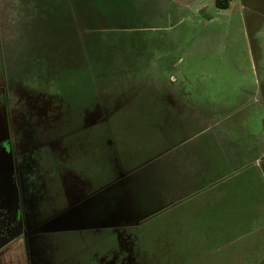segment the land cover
Masks as SVG:
<instances>
[{"label":"rangeland","instance_id":"rangeland-1","mask_svg":"<svg viewBox=\"0 0 264 264\" xmlns=\"http://www.w3.org/2000/svg\"><path fill=\"white\" fill-rule=\"evenodd\" d=\"M216 1L0 0V114L6 100L30 264H264V0ZM162 150L199 156L181 185L193 195L117 202L123 169ZM233 154L247 160L219 161ZM86 185L93 204L111 190L109 208L77 216L94 206Z\"/></svg>","mask_w":264,"mask_h":264},{"label":"crops","instance_id":"crops-1","mask_svg":"<svg viewBox=\"0 0 264 264\" xmlns=\"http://www.w3.org/2000/svg\"><path fill=\"white\" fill-rule=\"evenodd\" d=\"M167 104L169 105V109L176 110L177 113H179L180 116L182 114H190V109L188 105H186L187 100L184 99L181 95H173L169 94L167 97ZM194 109V107H193ZM197 110V109H196ZM192 123L197 122L198 120L203 121V118L199 116L198 112H192ZM189 121V120H188ZM190 122V121H189ZM165 139H162L164 141ZM157 150V149H156ZM219 161H226L231 163H244L247 159L246 157L239 156V155H228L227 157H219ZM224 159V160H223ZM166 160L168 164V170H162L160 167L161 165H158L159 162ZM217 162V159L214 160ZM190 162H194V168L199 169L201 166H199V156L196 157L190 156V155H172V153L165 152V151H158L154 154V157H150L143 161L140 165L135 167V169H130L127 171V169H123L125 172L122 177L131 179L126 183L124 186H120V188L116 191H113L116 195V201L120 202V199L124 198L126 199V196H128L129 204L133 205L134 209L137 210H143L144 208V201L148 203V201L144 198L143 194L146 193L150 197V201L155 204L156 209H164L166 207L172 206L175 203H182L185 199V197H190L193 194H189L190 187L187 188V192L183 189L184 186H181L183 184L190 183V174L189 169L191 168ZM197 163V165H195ZM158 165V166H157ZM238 166V164L236 165ZM157 167V169H156ZM243 165H241L238 169L242 168ZM173 169V170H172ZM186 170V171H185ZM188 171V172H187ZM200 173H198V177H200ZM169 178L172 181V184L165 187H155L156 192H153V190H150L152 188H147V183L145 179L148 178ZM121 179V178H120ZM133 179V180H132ZM192 187V186H191ZM106 188V187H105ZM124 188V189H123ZM86 190H84L83 194H86L85 199L87 200L90 198V202H94L95 196L93 194V189L91 190L89 186L86 185ZM103 189V188H102ZM98 190L97 192L102 193V199L98 201L97 204H93V207H89V203H82L79 207L82 211V213L76 214L77 216L85 217L86 215H94V210H104L109 208V204L112 199L113 192L111 190H108V192L104 190ZM150 190V191H149ZM264 192V191H263ZM123 195H126L123 197ZM131 195V196H129ZM109 196V197H106ZM262 201V199H261ZM168 204V205H166ZM77 209V208H76ZM151 209V208H149ZM72 210V209H71ZM86 214L84 213V211ZM75 215V216H76ZM59 217V216H58ZM53 218L51 223L55 224L59 221V218ZM88 218L86 220L79 219L81 221L87 222ZM25 222H27L28 225H30V218L25 219ZM71 222V221H70ZM42 221L35 222L34 224L38 226H43ZM89 223V222H87ZM25 227V223H24ZM18 238V237H17ZM15 239L11 243H9L7 246H5L3 249L0 250V264H30L29 258L27 257L26 253V245L23 241V236L19 237L18 239Z\"/></svg>","mask_w":264,"mask_h":264},{"label":"flooded vegetation","instance_id":"flooded-vegetation-1","mask_svg":"<svg viewBox=\"0 0 264 264\" xmlns=\"http://www.w3.org/2000/svg\"><path fill=\"white\" fill-rule=\"evenodd\" d=\"M0 114V244H9L24 236L22 220L16 198V187L11 172L12 147L9 145L6 100ZM7 244V245H8Z\"/></svg>","mask_w":264,"mask_h":264},{"label":"trees","instance_id":"trees-1","mask_svg":"<svg viewBox=\"0 0 264 264\" xmlns=\"http://www.w3.org/2000/svg\"><path fill=\"white\" fill-rule=\"evenodd\" d=\"M216 6H217V7H223V8H226V7H227V6H225L220 0H217V1H216ZM71 55H72V54H70L69 56H71ZM66 56H67V55H66ZM69 56H68V57H69Z\"/></svg>","mask_w":264,"mask_h":264},{"label":"water","instance_id":"water-1","mask_svg":"<svg viewBox=\"0 0 264 264\" xmlns=\"http://www.w3.org/2000/svg\"><path fill=\"white\" fill-rule=\"evenodd\" d=\"M7 244H3V245L0 244V250L3 249L5 246H7Z\"/></svg>","mask_w":264,"mask_h":264}]
</instances>
